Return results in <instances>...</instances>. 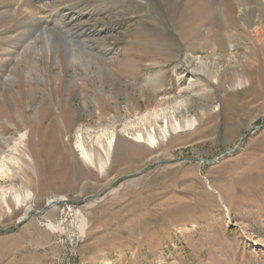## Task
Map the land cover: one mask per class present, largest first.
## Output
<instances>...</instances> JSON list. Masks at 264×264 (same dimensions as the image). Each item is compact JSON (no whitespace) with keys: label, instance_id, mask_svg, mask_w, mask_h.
<instances>
[{"label":"rangeland","instance_id":"obj_1","mask_svg":"<svg viewBox=\"0 0 264 264\" xmlns=\"http://www.w3.org/2000/svg\"><path fill=\"white\" fill-rule=\"evenodd\" d=\"M0 162V264H264V0H0Z\"/></svg>","mask_w":264,"mask_h":264},{"label":"bare ground","instance_id":"obj_2","mask_svg":"<svg viewBox=\"0 0 264 264\" xmlns=\"http://www.w3.org/2000/svg\"><path fill=\"white\" fill-rule=\"evenodd\" d=\"M59 37H60V41L63 43L65 41V39L62 36H59ZM76 45L84 47V49H88V47L85 44H83V42H81L79 40L75 44L74 43L71 44V54L74 51V48H72V47H76ZM75 55L76 54H74V56ZM74 56L72 55V57H74ZM82 62H83V60H82ZM161 115H162V113L159 114L158 112H156V116L153 119L156 120V118L161 116ZM206 115H208L207 112H204L203 117H205ZM203 117L201 118V117L196 116L194 118H186L185 121L183 122L173 115H171L170 118H168L166 115H164L163 116L164 124L160 127V129H161L163 135L166 137L170 136L171 134H178V133L185 132L188 130H193V129H195V127L198 124L199 125L201 124V120L203 119ZM69 124H71V128H72L73 122H69ZM56 129H57V127H56ZM68 130H70V129H67V131ZM94 130H95V128H93V126H89V125L84 126L82 124L79 125L77 127V130H76V133H77L76 147L80 151L83 160H85V162H87V164H89V166L96 168L99 171L105 172L110 161L113 163L117 159L127 160V161L130 159H135L134 150L129 154L128 157L125 156V158L122 157L121 159L119 157L114 158L113 155L116 152L117 138H116V135L114 134V132L109 133L107 127L106 128H100L98 131L100 133L96 132V133H98V134H96V142H98V144H100V147L102 150V154H100V156H97V154L95 152V147H89V145H87V140H85L84 136H83V133L85 132L91 138ZM54 133L56 135H58V132L57 133L54 132ZM46 139L48 141L50 140L49 143L51 144V146L54 145L55 142L52 140V138L50 137V135L48 133H46ZM133 141H134L133 143H135V144H141V143L147 142L153 149L157 148L158 144H159V138L157 136L155 127L152 128L150 131H148V133H146V134L142 130L138 129V131L135 133V138ZM59 160L63 161L64 159L59 158ZM50 163L52 164V168H55V165L53 163L52 158H51ZM6 175H8V172L5 169L4 162H0V178L3 176H6ZM77 177H79V176H77ZM33 195H34L33 191L29 189L24 194L15 192L14 198L16 199V201L18 203H22V202H25L29 199H32ZM64 201H66V199H64L63 196H61V197L55 196V198H53V197L49 198L48 203H52L51 207L52 206L56 207L57 203H54V202L61 203ZM30 208H31V206H30ZM29 210H31V209H29ZM49 225L52 228L56 227V225L53 223H51V224L49 223Z\"/></svg>","mask_w":264,"mask_h":264},{"label":"water","instance_id":"obj_3","mask_svg":"<svg viewBox=\"0 0 264 264\" xmlns=\"http://www.w3.org/2000/svg\"><path fill=\"white\" fill-rule=\"evenodd\" d=\"M134 175H137V174H134ZM128 176H133V175H126V176H122L120 177L119 179H117L114 184L112 185V187H110L108 190H110L111 188H113V186L118 183V181L124 177H128ZM54 203H57L58 202H54ZM52 204L48 203L46 205L45 208H43L42 210H36V209H31L29 211L26 212V214L18 221L16 227L20 226L23 222H25L28 218H30L33 214H37V215H43L46 211H48V209L51 207ZM14 231V228L13 229H0V234L1 233H4V232H13Z\"/></svg>","mask_w":264,"mask_h":264},{"label":"built area","instance_id":"obj_4","mask_svg":"<svg viewBox=\"0 0 264 264\" xmlns=\"http://www.w3.org/2000/svg\"><path fill=\"white\" fill-rule=\"evenodd\" d=\"M50 204H52V203H50ZM62 213H63L62 216H64V215L66 216V214L68 213V216L70 218L72 216H76V214L78 212L76 210H74V209L69 208V207H64V209H62Z\"/></svg>","mask_w":264,"mask_h":264},{"label":"crops","instance_id":"obj_5","mask_svg":"<svg viewBox=\"0 0 264 264\" xmlns=\"http://www.w3.org/2000/svg\"><path fill=\"white\" fill-rule=\"evenodd\" d=\"M132 144H134V145H137V146H138V144H135V143H132Z\"/></svg>","mask_w":264,"mask_h":264}]
</instances>
